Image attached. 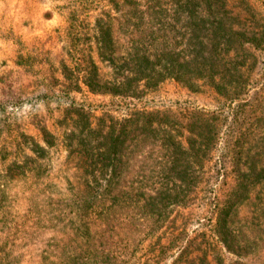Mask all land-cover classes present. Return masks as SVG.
Returning a JSON list of instances; mask_svg holds the SVG:
<instances>
[{
	"label": "trees",
	"instance_id": "16d2710c",
	"mask_svg": "<svg viewBox=\"0 0 264 264\" xmlns=\"http://www.w3.org/2000/svg\"><path fill=\"white\" fill-rule=\"evenodd\" d=\"M52 1L58 47L16 39L34 82L0 101V264H264L238 216L264 182V0ZM63 150L72 173L48 165ZM128 207L151 225L105 243Z\"/></svg>",
	"mask_w": 264,
	"mask_h": 264
},
{
	"label": "rangeland",
	"instance_id": "374dc122",
	"mask_svg": "<svg viewBox=\"0 0 264 264\" xmlns=\"http://www.w3.org/2000/svg\"><path fill=\"white\" fill-rule=\"evenodd\" d=\"M62 1L53 2L52 0H1L0 1V101L5 99H11L14 101V97L19 94L18 87H26L31 85L34 82V78L30 76L23 70H20L16 67L15 56L18 51V45L16 39H20L23 43H33L41 45V42H44L45 46L53 47V50L57 48L55 44L56 39H51L47 41V36L54 34L52 33L57 28L60 30L63 26H66L67 22L61 16L59 7ZM98 9L86 12L80 17H89L94 16L98 13ZM91 18H87L90 20ZM9 30V32H8ZM58 30V29H57ZM10 36V39L5 38L6 35ZM54 37L55 35H51ZM19 41V40H18ZM2 79V80H1ZM37 82V78L35 80ZM260 86V85H259ZM257 86L255 89H258ZM251 94V91L250 93ZM21 96V95H20ZM87 101L93 104V109L97 111L100 110L99 105L104 102L106 99L103 97H91L84 94ZM180 97L183 99V92L177 91L176 87L168 85L166 91L163 94L161 99H174ZM48 124L51 125L53 133H58V128L56 127L54 121L47 120ZM58 126L61 123H57ZM27 129H30V123H27ZM62 129L59 126L58 136L55 137V145L48 150L61 149L64 148V145L59 142V138L62 135ZM51 139V138H50ZM79 155L72 154L68 157L66 151L63 150L59 154H49V164L54 166H67L70 168V172H74L75 165L79 164ZM21 160L23 159L20 157ZM41 166L44 167L45 163L41 160ZM261 163L264 165V153L261 155ZM28 165H31L28 163ZM16 173V172H15ZM87 180V176H86ZM260 194L258 197H252L246 205L242 206L238 211L239 217H251L256 216L260 225L264 227V182L263 186H258ZM127 206H132L131 203H127ZM125 211H128L130 216L126 219H122L118 215L113 216L114 222L119 223L116 229L113 232H109L105 238V243L108 241L109 237L128 229H137L144 230L148 228L151 224L144 220L139 219L140 214L136 212L135 207L124 208ZM262 212V213H261ZM197 227V224H192L189 226V229L192 230ZM142 235V234H140ZM147 242L142 245L143 248L140 251H146ZM26 254V259H24L25 264H34L36 261V253L34 252V247H29ZM224 264H245L242 261H239L243 258H237L235 255L222 250ZM237 261V262H235ZM171 259L168 258L160 264H170ZM246 264H259L255 261H249Z\"/></svg>",
	"mask_w": 264,
	"mask_h": 264
}]
</instances>
